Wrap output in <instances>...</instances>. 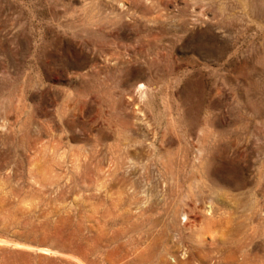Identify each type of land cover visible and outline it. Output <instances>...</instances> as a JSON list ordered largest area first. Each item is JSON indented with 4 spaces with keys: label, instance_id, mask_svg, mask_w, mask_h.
Segmentation results:
<instances>
[{
    "label": "rangeland",
    "instance_id": "rangeland-1",
    "mask_svg": "<svg viewBox=\"0 0 264 264\" xmlns=\"http://www.w3.org/2000/svg\"><path fill=\"white\" fill-rule=\"evenodd\" d=\"M0 264H264V0H0Z\"/></svg>",
    "mask_w": 264,
    "mask_h": 264
}]
</instances>
